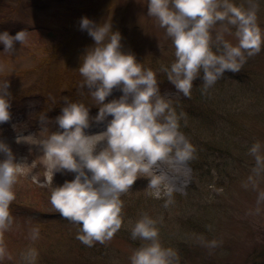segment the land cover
<instances>
[{
    "label": "rangeland",
    "instance_id": "obj_1",
    "mask_svg": "<svg viewBox=\"0 0 264 264\" xmlns=\"http://www.w3.org/2000/svg\"><path fill=\"white\" fill-rule=\"evenodd\" d=\"M231 2L248 6L247 0ZM255 2L257 23L264 32V0ZM147 6L148 0H0V33L15 35L24 29L29 34L26 44H16L14 54L5 53L0 44V84L8 81L11 94V119L0 124V142L11 149L20 168L13 189L16 199L10 205L13 224L4 233L7 255L0 264H25L21 254L29 248L38 252L35 264H131V255L145 243L133 240L131 229L144 214L157 221L161 244L177 251L179 264H264V201L257 203L264 176L256 190L244 187L254 166L248 150L255 142L264 146V45L239 73L226 72L216 82L215 97H205L196 106L208 118L203 124L214 130L217 154L201 152L198 157L203 166L215 159L221 167L212 170V179L204 175V167L194 172L190 161H183L174 176L177 183L165 180L173 188V203L165 208L167 197L150 195L151 174H138L121 196V229L111 241L92 247L76 239L80 225L61 217L50 202L52 191L76 175L54 171L40 148L41 141L59 131L56 117L66 102L83 103L89 109L92 127L86 135L92 144L101 140L112 119L95 121L100 105L83 86L79 67L94 40L80 30L82 17L97 24L111 21L112 31L121 34L122 52L156 72L161 96L170 104L183 101V94L159 71L175 61V48L165 29L147 15ZM219 27L212 31L213 40ZM231 32L225 39L235 45V28ZM212 50L217 51L215 44ZM195 84L203 81L193 82L191 96ZM121 95L114 89L105 103ZM105 146L101 141L96 152ZM172 161L176 159L169 157L164 166ZM186 175L188 181L182 186ZM36 227L39 238L32 241L30 230ZM212 240L219 246L208 248L206 242Z\"/></svg>",
    "mask_w": 264,
    "mask_h": 264
},
{
    "label": "clouds",
    "instance_id": "obj_2",
    "mask_svg": "<svg viewBox=\"0 0 264 264\" xmlns=\"http://www.w3.org/2000/svg\"><path fill=\"white\" fill-rule=\"evenodd\" d=\"M247 4L245 8L231 0H148L147 15L165 29L175 48V61L170 67L161 66L159 71L166 74L184 97H191L197 79L203 81L202 94L207 93L226 72L239 73L248 58L260 53L264 32L257 23L258 4L255 0H247ZM218 24L213 40L212 31ZM79 27L94 40L79 67L83 86L100 105L94 119L96 122L109 116L112 119L100 134L101 140L92 144L91 136L84 131L90 126L89 109L83 103L66 102L56 117L59 131L41 141L40 148L54 171L76 174L73 180L52 191L50 202L61 217L80 225L76 239L92 247L97 242L111 241L121 229V196L131 189L138 174H151L150 195L157 199L167 197L165 208L172 204L173 188L165 183L163 175L153 170L158 162L169 157L187 161L195 149L179 131L176 111L161 96L156 72L143 68L133 54L122 52L121 34L112 31L111 21L97 24L82 17ZM231 28H235V45L225 39V34H233ZM28 39L24 29L15 35L0 33L3 51L9 54L16 52L17 43L24 45ZM213 44L216 52L212 50ZM8 89V81L0 84V124L11 119ZM114 89L122 95L105 103ZM41 120L47 122L46 117ZM101 141L106 146L96 152ZM0 153L5 156L0 161V260H3L7 255L4 233L13 224L10 205L16 199L13 189L20 168L3 142ZM248 154L254 159V166L244 187L256 190L264 176V146L255 142ZM262 201L264 191L259 192L257 203ZM38 238L39 228H32L30 239ZM131 238L145 242L131 255V264H179L177 251L161 244L157 221L149 215L144 214L135 223ZM206 246L219 245L212 240ZM37 257L35 248L21 254L25 264H35Z\"/></svg>",
    "mask_w": 264,
    "mask_h": 264
},
{
    "label": "trees",
    "instance_id": "obj_3",
    "mask_svg": "<svg viewBox=\"0 0 264 264\" xmlns=\"http://www.w3.org/2000/svg\"><path fill=\"white\" fill-rule=\"evenodd\" d=\"M215 85L208 89L207 93L202 94V88L203 85L195 84V88L193 90V95L196 94V97H193V95L190 98L183 96V101L180 103H171L170 105L174 108L176 111L178 117H179V124L180 128L179 131L187 138V140L190 142V144L195 149L193 156L190 161V165H192L194 172H198L200 169L202 170L203 167L206 169L204 172V175H207L210 179L213 177L212 170L214 168H221L218 163H216L215 159H211L209 163H206V165L199 164V153H209L210 151L214 154H217L216 149V143L214 142L215 139L212 138V130L213 126H205L203 124V120L208 119L207 116L202 117V114H200L199 110H196V106H200L202 103L199 102L201 99L212 98L215 95ZM215 97V96H214ZM60 109H58L59 111ZM199 111V112H196ZM199 116L197 120L193 118V116ZM194 158V159H193ZM199 161V162H198ZM213 164L211 165V164ZM197 174V173H196ZM212 179V178H211Z\"/></svg>",
    "mask_w": 264,
    "mask_h": 264
},
{
    "label": "bare ground",
    "instance_id": "obj_4",
    "mask_svg": "<svg viewBox=\"0 0 264 264\" xmlns=\"http://www.w3.org/2000/svg\"><path fill=\"white\" fill-rule=\"evenodd\" d=\"M164 163H166L165 160L158 162V164L154 168L155 174L163 175L165 177V180H167V182H169V184L177 183V180L174 178V176L182 168V166H183L182 164H184V163L181 161H178V160L172 161V162H169L171 165L169 167H165ZM184 180L188 181L187 175H186L185 179L183 178V180L180 182L182 184V186L186 185Z\"/></svg>",
    "mask_w": 264,
    "mask_h": 264
}]
</instances>
